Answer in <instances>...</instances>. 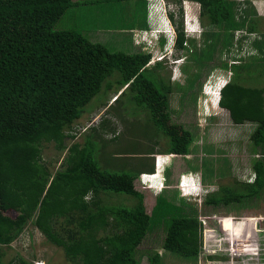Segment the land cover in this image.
Listing matches in <instances>:
<instances>
[{"label":"trees","instance_id":"obj_1","mask_svg":"<svg viewBox=\"0 0 264 264\" xmlns=\"http://www.w3.org/2000/svg\"><path fill=\"white\" fill-rule=\"evenodd\" d=\"M190 1L200 6L201 25L214 28L208 45L198 53L189 47L193 39L182 34L175 44L178 50L190 51L195 64L182 99L191 96L195 105L196 82L207 64L217 60V53L233 44L234 32L249 36L259 32L252 8L241 9L239 0ZM75 4L73 0H0V264H30L21 257L4 263L2 250L28 224L59 248L69 264H140L139 246L159 225L164 231L162 250L196 259L202 244L197 209L183 199L175 201L176 196L158 194L147 214L144 195L133 188L136 175L102 169L95 160L97 143L73 144L65 169L49 184V174L40 164L42 142L55 141L63 150L65 128L81 117L102 89L103 95L117 91L113 103L124 98L121 108H133L129 115L144 114L152 128L166 137V154L189 155L196 138L172 121L171 88L155 70L161 63L149 69L150 52H110L91 42L66 23ZM261 36L251 42L257 55L249 62H221L204 74L207 77L217 69L230 73L218 106L233 124H254L250 141L261 155L253 162L252 182L219 186L203 197L204 208L223 207L229 212L264 199V87L257 84L264 76V33ZM101 193L124 195L133 204H107ZM249 246L244 252L256 250ZM143 257L147 264H160L157 251H146Z\"/></svg>","mask_w":264,"mask_h":264},{"label":"rangeland","instance_id":"obj_2","mask_svg":"<svg viewBox=\"0 0 264 264\" xmlns=\"http://www.w3.org/2000/svg\"><path fill=\"white\" fill-rule=\"evenodd\" d=\"M165 1L172 4H179L180 2V0ZM239 4L241 9L248 10L253 8L256 10L257 14H252L251 16L257 24L259 33L249 36L244 32H234L233 44L227 48L229 50L223 49L221 53L218 52L217 60L207 64L206 71L201 73L200 79L196 82L197 84H195L193 89V93L197 94L195 105L189 101L192 98L191 96L187 98L188 100L182 101L187 78L195 72V64L191 59V52H187L184 49H175V52L161 51L159 46L155 47L152 44L147 50L151 55L150 62L147 65L149 69H154L157 60H163L159 62L161 67L155 70L161 77L168 79L171 88V92L168 95V103L172 112V121L189 129L196 136L190 146L189 155L185 157L178 156L172 160L169 168V177L167 178L168 187L167 189L165 188L166 190L162 194L169 198L176 196L175 201L183 199L197 209L198 219L201 222L202 244L196 259L186 260L165 252L161 248V239L164 236V231L162 226L159 225L148 234L144 242L139 246L138 256L141 257L140 264H147L145 257H143L146 251H157L160 255V264H264V199L251 206L236 207L226 212L223 207L218 208V210L208 207L204 208V198L198 197L200 195L199 189L196 193H193V197L196 198L194 200L193 198H180L181 196L175 187L179 175L190 170L201 173L204 183L203 188L209 189L211 192H216L219 186H235L239 183L252 182L253 180V162L261 157L250 141V135L255 127L254 124H233L227 111L217 107L215 104L211 106V101L214 103V98H210L212 95L209 98H205L203 94L201 96V89L205 83L207 84L204 87H211L212 83L218 81L216 85L213 84L212 93L206 91V93L208 92L215 96V91L220 87V83L228 80V72L220 69L212 71L209 74L210 76L205 77L204 74L212 66L221 62H227L228 64H233L236 61L241 63L249 62L250 57L257 55V51L252 47L251 42L259 36L262 37L261 35L264 33V0H239ZM103 6L101 11L104 13H107L111 6H113L111 11L115 12L117 10L111 0H106ZM95 7L94 3L89 5L80 3L78 7L80 10L78 9L77 11L81 14L88 12L94 17L92 12ZM139 7L140 3L137 5V13L140 14ZM194 7L197 9V5L194 4ZM72 10H70L71 13H73ZM257 15L259 17L255 18ZM169 17L171 22H174L173 25L180 30V21L175 20L173 14H170ZM196 19L198 23L190 25L194 29L200 26L199 17L197 16ZM202 24L206 25L204 22ZM169 27L170 25L166 19L164 24H162V21H158L157 27L151 29L149 33L154 36L156 33L168 30ZM201 29V33L198 36H193L195 40L189 45L190 49L192 48L191 51L196 50L197 53L201 49L206 48L210 31L211 29L214 30V28L210 29L207 25ZM85 36L87 37L88 34H85ZM108 50L110 52L132 53L140 49L108 47ZM179 60L183 62L175 64V61ZM257 84L264 87V76L261 77V81ZM52 94L53 91L49 95L52 96ZM103 94L102 89L100 94L85 106V111L81 117L76 119L71 127L65 128L64 133L68 137L63 140V150L58 149L55 141L42 142L40 164L45 167L50 179H52L57 172L65 169L64 161L69 155L68 149L73 144L79 143L83 147L91 143L92 140L100 143V145L105 143L103 147L100 146L101 150L97 152V154L99 153V156L97 155L98 158L101 155L105 157V153L109 152L115 159H118L116 157L120 153L125 155L133 152L150 153L148 156L129 158V166L123 165V167L119 165L123 164L124 161L122 159L117 162L115 159L110 160L106 157L108 159L107 163H102L100 159L102 168L107 170L116 171V169L120 170V168L131 170L134 167L139 169V171L143 170L142 172L145 174L141 172L135 177L133 188L144 195V206L147 214H150L157 195L150 192L148 188H157L152 187L154 185L152 182L153 176L156 172L153 174L151 171H147L148 168L153 166V163L155 164L153 155L159 154L161 156L163 151H165L167 140L160 131L152 128L147 119L144 118V114L137 113L131 116L129 115V109H133L132 107L128 105L125 109L121 108L124 107L122 105L124 98L118 103H113L114 96L119 94L117 91L111 90L107 94ZM205 104H208V108ZM127 143H129V149L125 150ZM134 160L138 161L134 162ZM121 171L128 173L123 170L119 172ZM190 187L196 190L198 188H196L195 184H191ZM176 192L177 194L175 195ZM100 198L102 202L107 204H123L125 206L133 204V200L124 195L101 193ZM7 214L11 217L15 216L13 212H7ZM247 243L250 248H255L256 250L244 252ZM2 250L4 263L21 257L30 264L41 262L44 264H69L65 261L62 251L47 242L45 237L32 224H28L21 235L9 246L3 247Z\"/></svg>","mask_w":264,"mask_h":264},{"label":"crops","instance_id":"obj_3","mask_svg":"<svg viewBox=\"0 0 264 264\" xmlns=\"http://www.w3.org/2000/svg\"><path fill=\"white\" fill-rule=\"evenodd\" d=\"M105 1L106 0H73V2L76 4L70 9V10L73 9L72 10L73 13H71V11L67 13L68 18L66 17V21H67L66 23L68 26L73 27L78 31L81 32L85 31L83 32V35L85 36V34H88L87 38L91 42L100 43L107 48L108 47L129 48V49L139 48L141 50L143 49V51H147L152 44L155 47L159 46L160 48L159 50L165 51V49L169 45V39L164 35H160L159 33H156V35L154 36H151L149 33L151 29L157 27L158 21H162V24H164L166 19L170 25L169 28L171 29L174 27L176 29V27L173 25L174 22H171V19L169 17L170 14H173L174 19L180 21L181 29H183L184 20L191 21L193 19H196L197 16L200 17L199 4L190 0H180L179 4L167 3L165 0H153V1L111 0L114 3V7H116L117 10L115 12L111 11V8L113 7L111 6L109 11L107 13H104L101 11V8L104 7L103 3ZM80 3H87L88 5L90 3H94V5H96L95 9L92 12L94 14V17L85 10H83L86 12L84 14H81L79 11H77L79 9L78 7ZM138 3H140V7H139L140 14L137 13ZM190 3H194L195 5H197L198 10L196 9V7H194V4H190ZM252 11L254 15L257 14L256 10H254L253 8ZM257 17L259 16L257 15ZM124 21L126 24L124 23ZM142 36H144L145 39H143ZM155 37H157V39H154ZM178 63L181 64L182 62L180 60L175 61V64ZM92 141L95 144L98 143L94 140ZM104 145L105 143H103L102 145H100V143L97 144V150L95 156L96 157L95 160L98 162L101 168L102 166L100 164V159L102 163L108 162V159L106 157H108L110 160L115 159L112 154L111 155L109 154L110 152L105 153L106 155L105 157L102 155L100 156V158L97 157V155L99 156V153L97 154V152L101 150L100 146L103 147ZM124 149L125 150L129 149V143L126 144V147ZM149 154L150 153H145V152L143 153L133 152V153H129V155L120 153L119 156L116 157L118 159L115 160L117 162H119V159H122L124 161L123 164H119L120 167H123V165L129 166V158H137L144 155L148 156ZM177 157H178L177 155L166 154V152L164 151L161 156H159V154L156 156L153 155V158H155V164L153 163V166L148 168L147 172L151 171L153 174L156 172L153 176L154 179L152 182L154 183V185L152 187H157V188H151V189L148 188L150 192H153V194L158 195V194H162L163 191L167 189L168 187L167 178L169 177V173H170L169 168L172 160ZM135 161L138 160H134V162ZM64 165L66 167V159L64 161ZM120 170L127 171L128 173L124 172L126 174H129V172H131L136 176L143 171V170L139 171V169H137L136 167L132 168L131 170L129 169L124 170L122 168H120ZM120 170L116 169V172H119ZM108 171H114V170H108ZM120 173H122V171ZM52 179H50V175H49V184L51 183ZM191 184H195L196 188L198 187L197 190L194 189L193 187H190ZM203 184L204 183L202 180L201 173L190 170V171H186L185 173H181L179 175L175 187L177 188L176 190H178V194H180L181 196L180 198H193L194 200H196V198L193 197V193H196L198 189L200 191V195L198 197H204L205 195H207V193L211 192L209 189H204ZM176 194L177 192L175 193V195Z\"/></svg>","mask_w":264,"mask_h":264},{"label":"clouds","instance_id":"obj_4","mask_svg":"<svg viewBox=\"0 0 264 264\" xmlns=\"http://www.w3.org/2000/svg\"><path fill=\"white\" fill-rule=\"evenodd\" d=\"M169 10V9H168ZM198 23V21H197V19H193V20H191V21H186V20H184V26H183V29H181V30H178L177 28L175 29L174 27L173 28H169V30H163V31H161V32H159V34L160 35H164L165 37H167L168 39H169V45L167 46V48L165 49V50H168V51H173V52H175V44H176V40H177V36L179 35V34H182L183 35V37H184V39H194V37L193 36H198L200 33H201V23H200V17H199V24H200V26H198L196 29H194L192 26H190V25H193V24H197ZM169 24V23H168ZM154 39H157V37H155ZM177 50V49H176ZM161 61H163V60H157L156 62H161ZM181 62H183V61H181ZM230 73H228V80L227 81H225V82H222V83H220L221 85H220V87L215 91V96L213 95V94H207L206 93V91H210L211 93H212V90H213V86L214 85H216V83L218 82V81H215V83H212L211 84V87H208V86H205L204 87V85L205 84H207V83H205L204 85H203V89H202V94L205 96V98H209L210 97V95H212L210 98L211 99H213L214 98V103H212V101H211V106L213 105V104H215L217 107H219L218 106V102H219V95H220V90H221V88L222 87H224V85H226V83L229 81V79H230ZM218 79V78H217ZM216 79V80H217ZM219 80V79H218ZM214 84V85H213ZM214 93V92H213ZM214 96V97H213ZM210 99V100H211ZM205 106L208 108V104H205ZM209 107H210V105H209ZM204 110V109H203ZM208 194V193H207ZM206 196V195H205Z\"/></svg>","mask_w":264,"mask_h":264},{"label":"built area","instance_id":"obj_5","mask_svg":"<svg viewBox=\"0 0 264 264\" xmlns=\"http://www.w3.org/2000/svg\"><path fill=\"white\" fill-rule=\"evenodd\" d=\"M149 1H153V0H149ZM142 38L143 39H145V37L144 36H142ZM38 264H44L43 262H41V263H38Z\"/></svg>","mask_w":264,"mask_h":264}]
</instances>
